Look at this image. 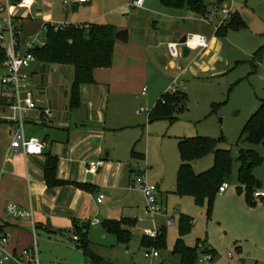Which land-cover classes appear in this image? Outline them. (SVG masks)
Returning a JSON list of instances; mask_svg holds the SVG:
<instances>
[{
	"label": "crops",
	"instance_id": "crops-1",
	"mask_svg": "<svg viewBox=\"0 0 264 264\" xmlns=\"http://www.w3.org/2000/svg\"><path fill=\"white\" fill-rule=\"evenodd\" d=\"M86 2L76 3L78 9L75 12L79 11L81 3ZM221 5L226 6L225 1ZM91 8L95 10V6ZM134 9L140 11L133 13ZM120 10L119 13L123 16L131 17V23L117 24L115 20H108L106 15L75 23H110L117 31L129 30L128 42L116 39L112 66L96 68L95 81L81 85L78 106L70 107L74 70L69 65L59 64L57 69L60 72L68 75L71 72L69 92L65 96L56 95L54 92L47 95L49 85L56 82V70L50 64L39 66L40 61L37 64L32 81L39 108L26 113L24 119L26 134L39 137L44 143L42 154L27 155L22 151H14L11 148L12 136L9 127L6 123H0V236H8L10 250H20L33 243L34 223L37 225L36 234L39 231L49 232L48 220L58 229L57 232H69L74 225H85L87 239L92 243H95L97 233H100L101 239H107L110 232L105 226L106 221L125 218L131 221V225H124V228L133 232L144 215L145 198L137 185L131 187V182L142 172L146 173V170L140 164L143 159L132 155L133 149L143 153L135 145L137 136L134 133L127 136L123 134L126 129L146 126L145 120L135 115L131 108L133 99L137 96L134 92L137 82H148L149 78L154 82L157 78V88L151 91L157 102L162 94L170 90L171 83L177 76L176 71L185 80L217 78L228 73L230 64H226V61L223 63L218 53L223 48L221 39L228 40L230 30L225 35L216 34V28L212 33L194 32L178 23L181 19L198 20L199 16L208 17L209 12L199 15L188 8H170L164 6L160 0H146L142 7L134 6L131 0L122 5ZM46 18L54 19L50 12L45 13L43 19ZM140 23H144L146 27H141ZM191 33L205 34L210 44L204 50H195L197 53L193 62L199 56L204 57L197 63L198 66L190 61V66L183 68L171 59L178 57L171 56L168 43ZM130 41L133 42L132 46L125 45ZM163 58H169L164 66L168 75L165 74L160 79L161 71H151L149 65L153 63L152 60L162 63ZM184 84L181 82L178 90L187 94L183 89ZM147 92L148 89L146 94ZM140 93L142 96L146 95L143 90ZM1 108L6 111L4 106ZM43 109H49L51 115L46 116ZM152 123L148 120L147 140L154 134ZM49 155L57 158L56 177L65 181L64 184L50 186L47 183L46 164ZM207 156H212L214 162L213 154ZM98 160L102 166L96 172L88 171L89 163ZM144 160L147 162L146 154ZM154 183L158 185L160 196L167 204L162 187L158 182ZM100 194L105 196L101 202L97 200ZM10 202L30 210L32 217L15 219L7 216L5 208ZM95 221L97 222L93 224ZM101 224L103 227L98 228ZM144 228L146 230L148 227ZM145 230L142 231V237L145 236Z\"/></svg>",
	"mask_w": 264,
	"mask_h": 264
},
{
	"label": "rangeland",
	"instance_id": "rangeland-1",
	"mask_svg": "<svg viewBox=\"0 0 264 264\" xmlns=\"http://www.w3.org/2000/svg\"><path fill=\"white\" fill-rule=\"evenodd\" d=\"M65 1L75 0H37L32 9L33 16L42 20L45 13L50 12L56 21L66 19L67 22L74 24L89 21L94 16L106 15L108 20H115L117 24L131 23V17L119 13L121 6L131 0H86V3L80 4L78 12H74L72 6L65 9ZM232 1L234 11L246 26L239 30H230L228 40L221 39L223 48L218 53L219 59L223 63L226 61V64H230L228 73L217 78L202 77L185 80L184 76L176 71L177 76L171 85L174 80L177 81L178 87L181 82L185 83L183 89L187 92L186 106L184 110L174 113L177 119L173 123L169 120L153 122L154 134L152 133L149 140L146 139L149 129L147 116L157 100L151 92L157 88L158 82L155 80L157 78L154 82L152 78H149L148 82L139 81L135 86L134 92L137 96L135 95L131 108L135 115L145 120L146 126L126 129L123 135L134 133L137 136L134 141L137 150L147 156V162L143 159L140 160V164L143 169L145 168L148 179L158 182L162 187L167 197L169 213L175 215L174 224L166 226L167 243L165 247L158 249L159 256L146 255L153 252V247L142 243V231L145 230L144 227H153V221L143 210L141 222L133 229V237L129 242L120 240L111 232L107 234L105 240L100 238V233H97L95 243L89 241V248L104 260L101 263L94 262L86 250L78 245L77 239L70 237L69 232L39 231L37 237L41 264H181L180 255L174 254L173 249L179 236L180 216L183 214L193 220L191 230L184 237L186 244L196 247L204 242L218 252L212 262L197 261L196 264H225L224 256L228 251L234 252L239 257L248 255L249 258L244 264H252V262L264 264V198L255 197L254 192L258 187H253L249 191L247 186L238 180V170L242 163L238 150L252 149L261 157V162L253 168V174L261 182V188H264V142L252 144L241 141L239 145L237 144L244 125L264 100V54L259 61H253L252 58L255 51L264 45V0H225V4H230ZM205 2L209 12L208 17L199 16L198 20L181 19L178 22L179 26L185 25L194 32L212 33L223 15L215 12L218 6L216 0H205ZM91 6H95V10H92ZM136 11L140 10L134 9L133 13ZM140 26L146 27L144 23H140ZM39 28L40 24L36 21L27 24L25 30L35 33ZM132 43L130 41L125 45L132 46ZM196 53L197 51H192L186 58L182 56L170 58L184 68L190 66L188 63L193 62ZM202 58L204 57L199 56L193 64L198 66L197 63ZM168 59L163 58L162 63L152 60L153 63L149 65L151 71H161L160 79L163 75H168L164 68ZM40 63L39 66H42ZM50 66L56 70V82L54 85H49L47 95L54 92L57 93L56 95L65 96V93L69 92L71 72L69 75L60 72L57 69L59 64H50ZM69 67L73 69L72 66ZM145 86L148 92L142 96L140 92ZM179 92L180 90H177L175 93ZM222 102L225 103L213 111V106ZM137 110L144 111L138 113ZM3 113L0 106V115ZM199 135L210 137L224 135L226 142L219 146L232 149L234 156L232 174L227 180L229 188L216 195L210 211L208 200L199 205L192 196H179L173 192L176 187L177 170L181 164L177 146L179 137ZM208 158L205 157L194 164L197 173L207 170L212 165V156ZM97 162L99 163V160ZM143 206L144 203L141 204V208ZM155 221L164 224L165 218L157 216ZM101 226L103 227V224L98 228Z\"/></svg>",
	"mask_w": 264,
	"mask_h": 264
},
{
	"label": "trees",
	"instance_id": "trees-1",
	"mask_svg": "<svg viewBox=\"0 0 264 264\" xmlns=\"http://www.w3.org/2000/svg\"><path fill=\"white\" fill-rule=\"evenodd\" d=\"M225 0H217L221 5ZM160 2L170 8H188L196 14L205 15L208 8L205 0H160ZM246 26V23L235 12L233 19L219 27L216 31L218 35H225L228 30H239ZM116 27L113 24L90 23L87 25L69 24L63 29L55 31L50 29L47 32V42L45 45L35 48L34 54L42 64H61L73 67L74 76L71 84L70 107L74 108L80 103V87L82 84L93 83L94 70L101 67H110L114 62L115 34ZM264 54V45L260 46L252 58L259 61ZM183 101V102H182ZM187 101V94L166 92L158 99L154 107L149 111L148 120L155 122L159 120H169L173 123L177 117L174 113L184 110ZM226 102V101H225ZM225 102L213 106V111ZM244 136V137H243ZM248 141L252 144L264 142V100L259 108L252 114L244 125L241 136L237 142ZM226 142V137L194 136L180 138L178 150L181 164L177 171L175 193L179 196H192L194 201L202 205L206 200L211 210L213 201L219 193L220 186L227 182L233 170L232 149L220 148V144ZM249 154V164L241 156V166L238 170V180L247 186L249 191L253 187L261 188V182L253 174L255 165L261 162V157L252 149H246ZM209 154L214 155L213 165L207 170L197 173L194 168V161L200 160ZM133 157L145 158L144 153L132 150ZM57 158L49 155L46 164V181L50 186L64 184L65 181L56 177ZM87 188L85 184H77ZM131 221L121 219L118 221H106L105 226L109 232L125 242H129L133 234L124 225H131ZM192 218L183 214L180 216L179 236L173 249L174 254L181 257V264H196L198 251L197 246L192 247L186 244L184 237L191 230ZM74 232L78 236L77 243L84 248L87 254L96 263L104 260L96 255L89 248V240L86 236L87 227L85 225H74ZM85 230V231H84ZM142 243L161 249L167 243V230L162 226L157 237L144 236Z\"/></svg>",
	"mask_w": 264,
	"mask_h": 264
},
{
	"label": "built area",
	"instance_id": "built-area-1",
	"mask_svg": "<svg viewBox=\"0 0 264 264\" xmlns=\"http://www.w3.org/2000/svg\"><path fill=\"white\" fill-rule=\"evenodd\" d=\"M86 0L65 1L64 8L68 9L76 3L85 2ZM146 0H133V5L142 7ZM36 0H0V105L4 106L6 111L0 115V123H6L12 136L11 148L18 152L22 151L27 155H40L43 153L44 143L39 137L28 136L25 132L26 113L39 108L38 101L33 91V74L39 63L34 49L41 47L47 42V32L50 29L55 31L67 27L69 22L56 21L54 19L38 20L33 16V6ZM234 2L223 6L218 5L216 13H222V18L216 27L225 25L233 19L235 14ZM39 21L40 28L37 32L31 33L25 30L27 24ZM210 41L205 34L191 33L187 35L185 45L191 52L195 50H204L209 47ZM181 43L172 41L168 43V50L173 57H181ZM177 81L174 80L168 92L175 93L178 90ZM146 88L143 94H146ZM3 102V103H2ZM144 110H137L138 113ZM46 116L51 115L49 109H43ZM101 162L92 161L89 163L88 171L96 172L101 166ZM138 186L145 198V211L153 221V227L145 230V236L157 237L160 228L155 219L157 216L165 218L163 226L174 224V213H169L167 204L162 200L159 187L156 183L151 182L145 172L139 174L132 182L131 187ZM229 188V183L224 182L219 189L223 193ZM255 197H264V188H258L254 192ZM104 194L97 198L99 202L104 199ZM6 214L15 219L31 218L32 212L15 203H8L5 208ZM95 221L94 223H96ZM37 225L34 223V240L33 243L20 250L9 249V238L7 235L0 236V264H40L39 251L37 245ZM73 239L78 240V236L73 228L69 231ZM197 261L210 263L217 256L218 252L211 245L199 243L197 245ZM159 251L153 248L152 253L147 256L157 257ZM225 264H244L248 259L236 256L234 252L228 251L225 256ZM254 264V262H252Z\"/></svg>",
	"mask_w": 264,
	"mask_h": 264
},
{
	"label": "water",
	"instance_id": "water-1",
	"mask_svg": "<svg viewBox=\"0 0 264 264\" xmlns=\"http://www.w3.org/2000/svg\"><path fill=\"white\" fill-rule=\"evenodd\" d=\"M72 8H73L74 12L77 11V9H78L77 4H74L72 6ZM115 37H116V39H118L122 42H128L129 30L128 29H120L116 32ZM186 39H187V36H184L179 40V42L182 44L181 45V56L183 58L189 57L191 55V49L187 45H185ZM238 153H239V156H241L249 164V154L247 153L246 149L240 148L238 150ZM197 163H198V160H195L194 164H197ZM47 229L49 232H57L58 231V229L52 225L50 220H48V222H47Z\"/></svg>",
	"mask_w": 264,
	"mask_h": 264
}]
</instances>
